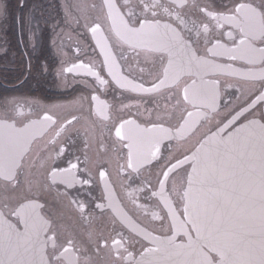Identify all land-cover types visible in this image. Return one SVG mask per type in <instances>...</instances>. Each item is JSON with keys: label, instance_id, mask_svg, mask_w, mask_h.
Listing matches in <instances>:
<instances>
[{"label": "snow or ice", "instance_id": "snow-or-ice-1", "mask_svg": "<svg viewBox=\"0 0 264 264\" xmlns=\"http://www.w3.org/2000/svg\"><path fill=\"white\" fill-rule=\"evenodd\" d=\"M76 8L102 57L57 71L93 78L73 101L80 114L0 105V264H264V0ZM88 122L107 133L115 181L89 167ZM77 185L100 192L91 207L71 196ZM59 186L78 229L45 213Z\"/></svg>", "mask_w": 264, "mask_h": 264}, {"label": "flooded vegetation", "instance_id": "flooded-vegetation-1", "mask_svg": "<svg viewBox=\"0 0 264 264\" xmlns=\"http://www.w3.org/2000/svg\"><path fill=\"white\" fill-rule=\"evenodd\" d=\"M94 2L98 3L99 0H0V3L7 7V13L0 16V105L15 100L27 111L30 106L28 102L34 101L39 105H61L58 110L61 116L70 112L80 114L79 106L73 101L89 94L93 78L66 74L65 82L57 76V71L62 63L64 66H71L74 62L88 63L90 59H95L99 67L102 57H99L98 50L94 51L95 44L90 33L83 27L84 20L80 19L77 23L80 12L77 11L76 5H91ZM76 47L80 48L79 54L75 51ZM98 94L102 100L119 107L122 98L113 91L105 92L101 89ZM237 95L239 93L235 88L225 89L222 92L221 107L229 101L235 103ZM115 115L114 111L113 116ZM83 124L84 120L81 121V125ZM81 125L77 127L80 128ZM88 128L91 141V146L86 149L91 161L89 167L95 172L96 163H104L115 181V163H108L111 152L105 154L104 151L105 148H110L107 133H102L90 122ZM72 135L76 138L72 150L83 160V131L81 130L79 136L75 132ZM39 147L40 145H35L34 150ZM63 191V186H59L60 195L56 189L53 190L48 197L45 213H50L69 230L78 229L75 208L68 204L67 199L62 198ZM70 193L72 197L84 200L89 207L92 201L100 196V192L95 188L89 193L87 186L85 190H80L79 185L71 189Z\"/></svg>", "mask_w": 264, "mask_h": 264}, {"label": "rangeland", "instance_id": "rangeland-1", "mask_svg": "<svg viewBox=\"0 0 264 264\" xmlns=\"http://www.w3.org/2000/svg\"><path fill=\"white\" fill-rule=\"evenodd\" d=\"M17 1H18V0H16V2H17ZM15 47H16V44H15ZM15 47L13 46L14 49H16ZM13 54H14V56H16L15 53H13ZM15 66H18V65H15Z\"/></svg>", "mask_w": 264, "mask_h": 264}]
</instances>
